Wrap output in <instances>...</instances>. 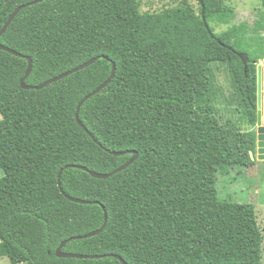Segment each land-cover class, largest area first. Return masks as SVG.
<instances>
[{"label": "trees", "instance_id": "16d2710c", "mask_svg": "<svg viewBox=\"0 0 264 264\" xmlns=\"http://www.w3.org/2000/svg\"><path fill=\"white\" fill-rule=\"evenodd\" d=\"M30 1L0 0V31ZM173 1L144 12L141 0H44L22 9L1 36L24 56L0 48V257L12 264H124L117 255L127 264L262 262L255 205L222 198L218 189L219 176L254 165L257 133L224 118L214 65L230 77L225 101L256 126L264 40L251 42L264 32V9L253 26L217 32L236 17L224 0H198V11L189 0ZM25 56L33 60L32 85L98 59L26 89ZM113 62V80L80 110L93 137L76 113ZM129 150L138 158L109 178L69 166L111 173L133 156L112 151ZM105 209L101 233L75 238L102 227ZM72 237L64 251L105 256H57Z\"/></svg>", "mask_w": 264, "mask_h": 264}, {"label": "rangeland", "instance_id": "374dc122", "mask_svg": "<svg viewBox=\"0 0 264 264\" xmlns=\"http://www.w3.org/2000/svg\"><path fill=\"white\" fill-rule=\"evenodd\" d=\"M142 11H153L164 6H173L177 2L173 0H141ZM196 10L199 9L198 0H189ZM226 6L234 9L236 17L229 24H221L216 26L217 32H222L234 24L247 21L253 26L254 21L263 11V0H224ZM252 36V33L249 34ZM264 40V32L262 35L255 36L252 45L257 47ZM262 60V59H261ZM214 68L217 75V83L220 87L219 106L222 110L224 118H230L233 122L240 125L243 131L256 130V126L249 125L241 121L240 114L236 110L235 105H231L225 101V97L230 94L232 89L228 71L224 65L215 64ZM1 119V115H0ZM256 152L252 151L251 155L255 156ZM4 170L0 167V177L4 175ZM218 189L222 198L230 197L239 203H253L255 205L258 222L264 233V163H254L251 167L239 166L232 170L230 177L219 176ZM0 264H12L7 256L0 257ZM26 264V263H23ZM260 264H264L263 259Z\"/></svg>", "mask_w": 264, "mask_h": 264}, {"label": "water", "instance_id": "95a60500", "mask_svg": "<svg viewBox=\"0 0 264 264\" xmlns=\"http://www.w3.org/2000/svg\"><path fill=\"white\" fill-rule=\"evenodd\" d=\"M44 0H33V1H30V2H27V3H24V4H21L19 5L15 11L13 12V14L10 16L9 20L6 22V24L4 25V27L2 28V30L0 31V38L1 36L6 32L8 26L11 24V22L14 20V18L19 14V12L26 8L27 6H30V5H34L36 3H39V2H42ZM200 2L203 4V0H200ZM202 15H203V19L205 21V25H206V28L209 30V32L214 36V33L213 31L211 30L210 28V25L209 23L206 21V18H205V6L203 5V11H202ZM0 48L3 49V50H6V51H9L13 54H16L18 56H24L22 53L4 45L1 43L0 41ZM245 64H247L249 62V57L247 54H241L240 55ZM28 60H29V66H28V69H27V72H26V75L24 76V78L22 79L21 83H22V86L23 88H26V89H42L46 86H48L49 84L51 83H54L58 80H61L79 70H82L88 66H90L91 64L95 63L97 61V57L96 58H93L73 69H70L66 72H63L57 76H54L50 79H47L45 80L44 82L40 83V84H37V85H32V84H28L27 83V79L28 77L30 76L31 72H32V69H33V60L30 56H25ZM115 73H116V63L113 62V69H112V73L110 75V77L105 81L103 82L99 87H97L93 92H91L90 94H88L82 101L81 103L79 104V107H78V110H77V113H76V118H77V121L78 123L88 132L90 133L93 137L94 135L89 131V129L84 125V123L82 122L81 120V117H80V110H81V107L82 105L85 103L86 100L90 99L92 96L100 93L104 88H106L110 82L113 80V78L115 77ZM263 116H264V60L262 62H259L257 63V140H256V149H257V152H258V156H259V159H264V121H263ZM95 140L97 141V139L95 138ZM127 153H130V154H133L132 158L126 162L125 164H123L122 166H120L119 168H117L116 170H114L113 172L111 173H102V172H97V171H94V170H89L87 167H84V166H81V165H69L71 167L73 166H77L78 168H82L86 171H88L92 176L96 177V178H109L110 176H112L113 174L117 173V172H120V171H123L124 169H126L130 164H132L139 156V152L136 151V150H129V151H112V154L114 155H125ZM62 172H63V169L60 171V174H59V177H61L62 175ZM61 185V183H59ZM63 190V189H62ZM67 197L75 202H78V203H82V204H90V203H98L97 201H91V200H87V199H82V198H77V197H73L71 195H68L67 194ZM104 207V206H103ZM105 208V207H104ZM107 220H108V214H107V211L105 209V222L104 224L102 225V227H100L99 229L97 230H93L85 235H81V236H77L75 238H86V237H92V236H95V235H98L99 233H101L105 226H106V223H107ZM74 237L72 238H69L65 241L62 242V244L58 247L57 251H56V254L57 256L59 257H76V258H100V257H104L105 255H88V254H80V253H73V252H66L63 250V248L65 247V245L71 240L73 239ZM117 257L119 259H121V261L124 263V264H127L126 261L121 257V256H118Z\"/></svg>", "mask_w": 264, "mask_h": 264}, {"label": "crops", "instance_id": "0c3cea01", "mask_svg": "<svg viewBox=\"0 0 264 264\" xmlns=\"http://www.w3.org/2000/svg\"><path fill=\"white\" fill-rule=\"evenodd\" d=\"M264 59H260L259 62H262ZM263 121H264V116H263ZM256 133H257V129H256ZM254 159H255V162L257 163H264V159H259V156H258V152H257V149H256V154L255 156H252Z\"/></svg>", "mask_w": 264, "mask_h": 264}]
</instances>
